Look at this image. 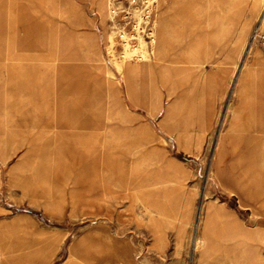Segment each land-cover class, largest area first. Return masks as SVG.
<instances>
[{
	"label": "rangeland",
	"instance_id": "rangeland-1",
	"mask_svg": "<svg viewBox=\"0 0 264 264\" xmlns=\"http://www.w3.org/2000/svg\"><path fill=\"white\" fill-rule=\"evenodd\" d=\"M263 19L264 0H0V264H210L207 242L264 264Z\"/></svg>",
	"mask_w": 264,
	"mask_h": 264
},
{
	"label": "bare ground",
	"instance_id": "bare-ground-1",
	"mask_svg": "<svg viewBox=\"0 0 264 264\" xmlns=\"http://www.w3.org/2000/svg\"><path fill=\"white\" fill-rule=\"evenodd\" d=\"M232 26V22H231V20L230 19H224V20H222L221 21V32H227V30L230 28ZM262 27L264 28V19H263V24H262ZM124 37V36H123ZM139 39H140V44H139V46H142L141 48V53H144L145 52V60H143L140 64H138L137 66H139L138 68H140L139 69V71L142 73V75L144 74L145 76H146V78L148 77V78H150V70H151V66H152V64H153V55H152V53L150 54V55H148V50H147V48H146V46H145V41H143V39L141 38V37H139ZM127 45H128V41L125 43V46L127 47ZM125 46H124V48H125ZM129 46V45H128ZM128 48V47H127ZM134 49L133 50H135V52H139V48L140 47H138V46H134L133 47ZM129 49V48H128ZM132 50V51H133ZM127 51V50H126ZM144 51V52H143ZM128 53V52H127ZM131 54V53H130ZM136 54V53H135ZM132 55V54H131ZM131 55H129V56H131ZM134 55V54H133ZM259 55H260V53H259ZM154 61L155 62H157L155 59H154ZM168 71H166V73H167ZM249 80H245V82H244V84H249V82H248ZM156 90V89H155ZM144 92H146V89H144ZM156 92V91H155ZM155 92H153V93H155ZM264 161V160H263ZM156 162H157V160H152V158H150V159H146V160H143V162L142 163H144V166H149V165H151V166H155V164H156ZM261 162V161H260ZM183 177V176H182ZM141 189V188H140ZM236 236H239V233H237V235ZM218 237V239H224V240H222V241H226V240H228V239H232L233 237H229V232L227 231V230H225V231H223L222 232V234L220 235V236H217ZM198 243L199 242H197L196 244H197V246H198ZM210 252V246H209V242H207L206 243V247H205V250L203 251V257H202V259H204L206 262H209L210 264H218V262L217 261H219V260H216V259H212V258H210L209 256H207V255H205L206 253L208 254ZM240 252H243V251H240ZM225 253L226 254H229V255H231V257H230V264H236V262H233V258H235L236 257V253L234 252V251H229V250H225Z\"/></svg>",
	"mask_w": 264,
	"mask_h": 264
},
{
	"label": "crops",
	"instance_id": "crops-1",
	"mask_svg": "<svg viewBox=\"0 0 264 264\" xmlns=\"http://www.w3.org/2000/svg\"><path fill=\"white\" fill-rule=\"evenodd\" d=\"M134 65V64H133ZM131 65L133 68L134 67H136L135 69V71H133L135 74H136V76L140 79V88H141V96H140V100H142V94H145V93H147V92H144V89H145V87L146 86H152V81L151 80H153V71H152V66H151V70H150V78H146V76L143 74L142 75V73L139 71V69L140 68H138L139 66H137V65ZM128 67H126V69H127ZM162 78V77H161ZM148 81H150V82H148ZM134 105H135V107H138V106H136L137 105V103H134ZM132 112H135L136 113V111H134V110H131ZM137 115H138V113H136Z\"/></svg>",
	"mask_w": 264,
	"mask_h": 264
},
{
	"label": "built area",
	"instance_id": "built-area-1",
	"mask_svg": "<svg viewBox=\"0 0 264 264\" xmlns=\"http://www.w3.org/2000/svg\"><path fill=\"white\" fill-rule=\"evenodd\" d=\"M263 44H264V37H263Z\"/></svg>",
	"mask_w": 264,
	"mask_h": 264
}]
</instances>
